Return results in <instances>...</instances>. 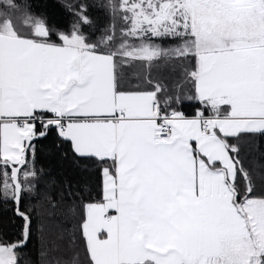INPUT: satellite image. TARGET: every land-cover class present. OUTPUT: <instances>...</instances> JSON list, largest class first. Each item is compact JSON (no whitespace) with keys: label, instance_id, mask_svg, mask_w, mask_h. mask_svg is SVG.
Returning a JSON list of instances; mask_svg holds the SVG:
<instances>
[{"label":"snow or ice","instance_id":"6c2138e0","mask_svg":"<svg viewBox=\"0 0 264 264\" xmlns=\"http://www.w3.org/2000/svg\"><path fill=\"white\" fill-rule=\"evenodd\" d=\"M113 8L138 46L104 53L75 31L57 46L41 39L50 32L42 21L27 38L0 19V191L19 205L37 175L28 167L32 141L54 131L77 156L106 165L103 200L84 205L80 224L90 264H264V196L229 139L264 135V0H121ZM152 37L179 38L172 54L195 58L190 99L208 115L165 114L163 86L151 80V91L121 90L116 58L151 64L168 54ZM16 211L27 238L30 217ZM18 247L0 246V264H18Z\"/></svg>","mask_w":264,"mask_h":264},{"label":"trees","instance_id":"16d2710c","mask_svg":"<svg viewBox=\"0 0 264 264\" xmlns=\"http://www.w3.org/2000/svg\"><path fill=\"white\" fill-rule=\"evenodd\" d=\"M121 0H0V19L5 15L26 29L21 33L34 37L32 24L39 20L50 30L47 42L61 44V35L74 31L83 34L86 42L98 45V51L116 50L121 43L138 46L141 41L125 35L129 23L122 18L121 10L114 9ZM82 16H86L84 22ZM111 35L107 44L103 39ZM150 43L168 50L151 64L131 61L121 64L117 59L121 90L151 91L147 81L159 83L163 91L157 94L162 111H178L186 118H194L204 110L196 99L195 89L186 73L194 70L193 56L176 57L173 50L182 45L179 38L152 37ZM39 127V125H37ZM239 148L240 159L253 178L257 197L264 196V135H243L230 139ZM35 151L28 153V167L37 175L29 190H25L19 205L0 191V246L19 245L15 249L18 264H90L86 241L80 230L84 205L102 202L105 164L96 158H82L72 150L56 132L32 141ZM109 163H111L109 161ZM240 189L245 187L240 180ZM3 186L0 185V188ZM242 198V197H241ZM30 217L29 235L24 237L25 221L17 214V207ZM25 242L23 247H20Z\"/></svg>","mask_w":264,"mask_h":264},{"label":"crops","instance_id":"0c3cea01","mask_svg":"<svg viewBox=\"0 0 264 264\" xmlns=\"http://www.w3.org/2000/svg\"><path fill=\"white\" fill-rule=\"evenodd\" d=\"M69 36H71V35H69ZM61 41H62V39H61ZM55 45H57V46H62L63 45V41L61 42V44H55ZM161 56H162V54H161ZM160 56V57H161ZM159 58V57H158ZM162 112H164V111H162ZM167 112H169V111H165L164 113L166 114ZM49 115H51V114H49ZM188 119H192V118H188ZM243 135H254V134H244V133H242L239 137H241V136H243ZM239 137H237V138H239ZM229 139H232V138H229ZM110 214H115L114 212H110Z\"/></svg>","mask_w":264,"mask_h":264},{"label":"rangeland","instance_id":"374dc122","mask_svg":"<svg viewBox=\"0 0 264 264\" xmlns=\"http://www.w3.org/2000/svg\"><path fill=\"white\" fill-rule=\"evenodd\" d=\"M16 27L20 33H26V29L24 28V26L16 23Z\"/></svg>","mask_w":264,"mask_h":264},{"label":"water","instance_id":"95a60500","mask_svg":"<svg viewBox=\"0 0 264 264\" xmlns=\"http://www.w3.org/2000/svg\"><path fill=\"white\" fill-rule=\"evenodd\" d=\"M25 245V242L20 245V247H23Z\"/></svg>","mask_w":264,"mask_h":264},{"label":"built area","instance_id":"2783aa9c","mask_svg":"<svg viewBox=\"0 0 264 264\" xmlns=\"http://www.w3.org/2000/svg\"><path fill=\"white\" fill-rule=\"evenodd\" d=\"M172 111L167 112L166 114H170Z\"/></svg>","mask_w":264,"mask_h":264}]
</instances>
